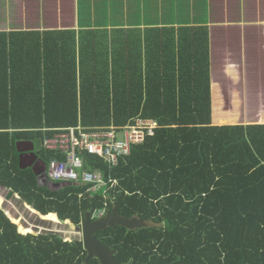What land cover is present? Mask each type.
Returning a JSON list of instances; mask_svg holds the SVG:
<instances>
[{"label":"trees","instance_id":"16d2710c","mask_svg":"<svg viewBox=\"0 0 264 264\" xmlns=\"http://www.w3.org/2000/svg\"><path fill=\"white\" fill-rule=\"evenodd\" d=\"M143 25L79 31L0 23V190L76 227L105 204L107 214L116 207L146 221L148 228L97 233L122 264H264V112L262 122L214 125L215 108L226 104L219 76L212 102L216 29L195 21ZM253 78L247 93L231 84V98L261 103ZM137 117L158 127L117 167L86 156V170L101 171L115 187L51 190L19 166V141L79 125L123 128ZM47 155V163L58 157ZM87 256L81 238L30 231L0 206V264H101Z\"/></svg>","mask_w":264,"mask_h":264},{"label":"rangeland","instance_id":"374dc122","mask_svg":"<svg viewBox=\"0 0 264 264\" xmlns=\"http://www.w3.org/2000/svg\"><path fill=\"white\" fill-rule=\"evenodd\" d=\"M143 1L139 5L141 9L138 10L137 0H76V4L74 0H42L38 9H29L31 6L29 4L26 5V10L10 12L12 17L10 25L11 28L20 30H34L36 28L72 30L76 29L78 25L85 28H98L115 27L118 24L137 25L141 21L142 23L154 21L180 24H192L195 21V23L205 24L212 20L216 24L214 27L216 31L213 32V35L224 38V36L231 34H239L252 20H257L260 15L264 16V0H211V5L210 0ZM1 14V17L4 15L5 20L6 15L4 12H0ZM219 41L217 48H215L216 53H214L217 56H222L221 49L226 43L223 44ZM230 43L231 41L227 42V44ZM263 57L260 56L258 60ZM262 62L263 65H260V68H255L254 65L250 68V74L247 78L251 81H254L253 77L256 78L261 95L257 91L255 93L258 96H263V101L259 104L254 101L248 105L244 98L245 104L240 102L239 107H230L226 104H228L229 98L233 97L232 91H223L224 96L221 97H226V104L221 105L222 103H219L217 110L215 108L214 122L216 124L241 123L249 121L250 118L255 122H262L259 116L264 112V109L259 112L253 110L261 104L264 106V60ZM244 90H247V87L242 90L243 93H247ZM233 94L237 95L239 91H233ZM223 116H227L228 119L225 118L227 120H224ZM219 120H224V123H220ZM120 139H122V135L118 134L117 140ZM38 154L48 162L44 150H39ZM4 193L5 191H1L0 196L5 195ZM14 201L5 203L4 208L21 227L30 231L36 230L39 233L59 234L68 240L81 238L78 227L69 223L62 224L51 217H41L19 202Z\"/></svg>","mask_w":264,"mask_h":264},{"label":"built area","instance_id":"2783aa9c","mask_svg":"<svg viewBox=\"0 0 264 264\" xmlns=\"http://www.w3.org/2000/svg\"><path fill=\"white\" fill-rule=\"evenodd\" d=\"M157 127L156 121L137 117L123 128L79 125L57 129L52 136L46 135L41 140L45 152L58 156L48 163L47 176L54 183L86 186L87 191L93 193L106 186L115 187L117 181L106 180L101 171L86 170V156L101 159L110 169L117 167L120 159L130 156L133 147L153 136ZM118 134L122 139L117 140ZM107 208L105 204L97 218L105 216Z\"/></svg>","mask_w":264,"mask_h":264},{"label":"crops","instance_id":"0c3cea01","mask_svg":"<svg viewBox=\"0 0 264 264\" xmlns=\"http://www.w3.org/2000/svg\"><path fill=\"white\" fill-rule=\"evenodd\" d=\"M74 2L76 4V0H74ZM142 2H144V1L143 0H137V6H138L137 9L138 10L141 9V7H139V5ZM29 4H31L29 9H38L39 5L42 4V0H0V12H4V14L6 15L5 20H4V15H3V17H1L2 14L0 15L1 25L4 24L6 28L11 29L10 23H11L12 17H11L10 12L22 11L24 9L26 10V5H29ZM210 5H211V0H210ZM161 23H164V22H161ZM143 24H137V25L123 24L120 26H123V27L124 26L125 27L126 26L127 27H139L140 26L141 27V26H144ZM192 24H186V25H192ZM200 24H203L205 26L208 25L210 27V29H213L216 25L213 23L212 20L208 23H205V24L200 23ZM172 25H175L178 28L179 26H183L184 24L172 23ZM78 26H76V29H73V30H79L80 31V29L85 28V27H80V25H78ZM222 26H224V25H222ZM219 39H220V41H219ZM221 39H223V40H221ZM218 41L223 42V44L226 43V45L223 46L221 49V53L223 54L222 56L221 55L217 56L215 54L216 53L215 48H217ZM230 41H231V43L227 44V42H230ZM210 52H211V57H212V102H213V106H214L215 101H216L215 96L217 95L216 91H217V89H219L218 83H220V81L217 80V76H219V78L222 82V83H220V85L222 86L221 88H223V91H231V84H237L240 82H241V84H243V88L240 87L241 91H242L243 89H245L247 87V82L249 81L247 76L250 74V68L253 65L255 66V68H257V61L259 62V65L263 64L262 61L264 60V57L260 60H258V58L260 56H264V16L260 15L257 20H255V19L252 20L251 23H249L237 35L231 34L230 36H224V38H221L217 35L211 36V38H210ZM216 63L218 64L217 66L215 65ZM247 79H248V81H247ZM243 100H244V98L242 99L241 103H244ZM239 104H240L239 100H237L235 98H229V102L226 105L230 106V107H236V106H239ZM223 117H224L223 118L224 120L228 119L227 116L226 117L223 116ZM225 118H227V119H225ZM212 121H213L214 125H224V124H216L214 122L215 121L214 113L212 114ZM235 124H237V123H235ZM26 141H33V140H26ZM19 142H21V141H19ZM23 142H25V141H23ZM41 147H42V145H41ZM41 150H44V149L41 148ZM45 153L49 154L47 152H45ZM35 154L37 156H39L38 151L35 152ZM46 154H45V156H48ZM40 157H42V156L40 155ZM38 159H39V157H38ZM47 165H48V163H47ZM40 166H42V164ZM40 166H37V167L40 168ZM28 169H31V168H28ZM33 172H34V170H33ZM46 174H47V170H46ZM48 182H49V180H48ZM48 187H49V184H48ZM0 189H2V188H0ZM0 192H1V190H0ZM11 200L17 201V199L15 198V195H13V196L9 195L8 196V193H6L5 195H1L0 196V206L4 207V204L7 202L10 203Z\"/></svg>","mask_w":264,"mask_h":264},{"label":"water","instance_id":"95a60500","mask_svg":"<svg viewBox=\"0 0 264 264\" xmlns=\"http://www.w3.org/2000/svg\"><path fill=\"white\" fill-rule=\"evenodd\" d=\"M41 139H36L33 141H21L17 143V149L20 153L19 166L22 170L31 168L34 170L35 174L38 177L39 181L46 178L43 174L46 169V164L38 159V156L35 154V150H41ZM29 156L33 157V160L30 164L25 163V159ZM43 165V168L38 173L35 171V167ZM45 186L48 184L45 182ZM61 184L49 182V188L51 190H57L61 188ZM120 226L126 228L130 231H135L143 228H148L149 223L144 220H141L139 217H125L119 214L117 208H113L112 211L105 216L94 220L91 213L86 214L84 223L78 227V230L81 232V239L84 245V249L88 252L86 262H89L92 259L97 258L101 264H122L115 257V251L110 250V248L102 243L98 237L97 233L106 230L107 228H114Z\"/></svg>","mask_w":264,"mask_h":264},{"label":"flooded vegetation","instance_id":"af4514ba","mask_svg":"<svg viewBox=\"0 0 264 264\" xmlns=\"http://www.w3.org/2000/svg\"><path fill=\"white\" fill-rule=\"evenodd\" d=\"M34 152H37L36 150L34 151ZM39 157V159H41L45 164H46V166H47V163H46V160L44 159V157H40V156H38ZM33 160V157L32 156H29L28 158H26L25 159V163L26 164H30L31 163V161ZM43 168V165L42 166H40V168L39 167H35V170H36V172H40L41 171V169ZM45 177L47 176V174H46V170H45V172H44V174H43ZM48 176L46 177V178H44L43 180H40V183L41 184H43L44 185V183L46 182L47 184H49V182H50V180H49V182H48ZM48 186V185H47Z\"/></svg>","mask_w":264,"mask_h":264},{"label":"clouds","instance_id":"9594fccd","mask_svg":"<svg viewBox=\"0 0 264 264\" xmlns=\"http://www.w3.org/2000/svg\"><path fill=\"white\" fill-rule=\"evenodd\" d=\"M52 182V181H51ZM59 184V183H58ZM62 185V184H61ZM97 217V216H96ZM97 219H99V218H96V219H94V220H97Z\"/></svg>","mask_w":264,"mask_h":264},{"label":"bare ground","instance_id":"6f19581e","mask_svg":"<svg viewBox=\"0 0 264 264\" xmlns=\"http://www.w3.org/2000/svg\"><path fill=\"white\" fill-rule=\"evenodd\" d=\"M46 170H47V166H46Z\"/></svg>","mask_w":264,"mask_h":264}]
</instances>
